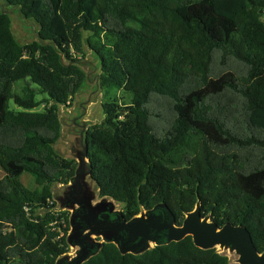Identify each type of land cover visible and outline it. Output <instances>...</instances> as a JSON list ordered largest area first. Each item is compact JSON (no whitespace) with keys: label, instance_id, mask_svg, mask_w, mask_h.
<instances>
[{"label":"trees","instance_id":"1","mask_svg":"<svg viewBox=\"0 0 264 264\" xmlns=\"http://www.w3.org/2000/svg\"><path fill=\"white\" fill-rule=\"evenodd\" d=\"M3 1L35 20L38 39L19 43L0 11V264H54L68 251L69 212L53 210L52 186L76 161L53 144L58 103L85 78L74 63L84 37L101 63L103 119L86 138L99 195L126 219L165 202L178 225L199 200L202 214L246 226L264 251V0ZM23 78L37 92L16 94ZM83 264L230 259L188 235L138 255L104 243Z\"/></svg>","mask_w":264,"mask_h":264},{"label":"water","instance_id":"2","mask_svg":"<svg viewBox=\"0 0 264 264\" xmlns=\"http://www.w3.org/2000/svg\"><path fill=\"white\" fill-rule=\"evenodd\" d=\"M37 36L36 32V39ZM86 45L97 62L93 70L95 67L99 68L98 72H94L96 80L93 92L96 93L102 89L100 58L87 43ZM74 63L84 71L82 68L84 59L80 58ZM84 73L85 78L75 92V97L89 81L88 73L85 71ZM93 100L75 102L71 109L63 110V115L58 114L60 133L53 144V149L61 156L55 144L61 136V126L64 125L69 136L67 141L69 156L61 157L75 160L76 167L69 180L59 185L61 190L52 189V198L55 201L53 210L69 212L66 242L74 250L73 253L67 251L59 255L54 264H83L96 255L104 243L115 244L121 254L138 255L155 246L180 241L188 235L191 236L194 245L201 249L215 248L222 254L225 252L234 254L236 264H264V251L256 249L246 226L231 222L218 225L211 219L209 213L205 215L201 213L199 200L192 210L184 213V218L178 225L165 202H158L150 208L141 207L138 214L126 219L121 209L117 208L118 202L109 196H100L99 185L92 176L91 164L87 157L86 138L89 122L85 115L88 104ZM59 105L66 103H58V110Z\"/></svg>","mask_w":264,"mask_h":264},{"label":"rangeland","instance_id":"3","mask_svg":"<svg viewBox=\"0 0 264 264\" xmlns=\"http://www.w3.org/2000/svg\"><path fill=\"white\" fill-rule=\"evenodd\" d=\"M0 11H3L5 13H7L11 19V30L12 33L14 35V37L16 38V40L21 43V44H26L29 43L33 40H35V36H36V32L38 30V24L35 22V20L30 19V18H24V16L20 13L18 7L15 6H10L8 4H6L3 0H0ZM84 45L83 48L85 49V55H84V63L82 64V68L84 69L85 72L88 73L89 81L86 82L84 84V86L82 87V89L80 90V93H78V96L75 97L73 96L72 100L70 101V103H66V105H59V110H58V114L59 115H63V110L65 109H71L75 102L78 101H85V100H92L94 99L92 102H90L87 106V114L85 115V119H88L89 122V127H91L93 124L99 123L102 119H103V113L101 110V102H102V97H103V92L102 89L101 91L98 90L96 93L93 92V90L95 89V80L96 77L94 76V72H98L99 68L95 67V70H93L94 65L96 62L94 56L91 54V51L88 49L87 45H86V37H84L83 39ZM27 79V78H26ZM26 79H19L17 80L14 84H13V91L16 94L22 95L24 87L29 84L30 87L34 88V90L37 92L36 90V85L33 83H30L28 80ZM92 94V95H91ZM44 96V94H43ZM42 95L37 94L36 93V98L37 100L43 98ZM128 97L124 96L123 101L124 102H128ZM9 106L11 109L13 110H22V108L16 106L13 101L9 102ZM42 109V105L34 108L33 110H41ZM163 109H166L165 107H163L161 104H153L152 105V109L153 112L155 114H158L160 116L161 112L164 111ZM66 127L63 125L61 126L62 129V133L61 136L58 140V142L55 144V148H57L58 153L67 158L69 156L68 151H67V141L69 139L68 134L66 133ZM3 176V171L0 169V178ZM24 182L28 185L31 184L32 179L30 180H24ZM61 183H55L52 186V189L59 191L61 190V187L59 188V185ZM97 199H99L97 197ZM96 199V200H97ZM117 204V208L121 209V205L119 203ZM73 250L71 247L68 248V253H73ZM224 254H226L229 259H230V264H236L235 262V258L236 256L234 254H229L228 252H225Z\"/></svg>","mask_w":264,"mask_h":264}]
</instances>
